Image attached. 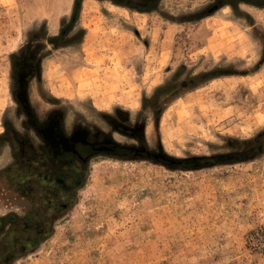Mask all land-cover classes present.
Wrapping results in <instances>:
<instances>
[{"label":"rangeland","instance_id":"obj_1","mask_svg":"<svg viewBox=\"0 0 264 264\" xmlns=\"http://www.w3.org/2000/svg\"><path fill=\"white\" fill-rule=\"evenodd\" d=\"M0 264H264V0H0Z\"/></svg>","mask_w":264,"mask_h":264},{"label":"flooded vegetation","instance_id":"obj_2","mask_svg":"<svg viewBox=\"0 0 264 264\" xmlns=\"http://www.w3.org/2000/svg\"><path fill=\"white\" fill-rule=\"evenodd\" d=\"M79 142L80 141H76L75 143L76 144H79ZM83 145H81V146H83V147H81V148H83V149H85V150H87V151H89L90 149H91V151H96V152H108V153H116V150L117 151H121L120 149H117V148H115V146H113V145H109V146H107L108 144H105V143H99V144H91V143H82ZM78 147V145L76 146L75 145V148H74V150H75V153L77 154V153H79V149H76ZM114 147V148H113ZM117 147V146H116Z\"/></svg>","mask_w":264,"mask_h":264},{"label":"trees","instance_id":"obj_3","mask_svg":"<svg viewBox=\"0 0 264 264\" xmlns=\"http://www.w3.org/2000/svg\"><path fill=\"white\" fill-rule=\"evenodd\" d=\"M78 1H79V0H74V4H75V6L77 5Z\"/></svg>","mask_w":264,"mask_h":264}]
</instances>
